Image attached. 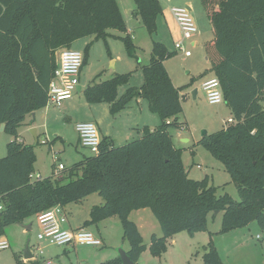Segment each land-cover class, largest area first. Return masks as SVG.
<instances>
[{"label":"trees","instance_id":"16d2710c","mask_svg":"<svg viewBox=\"0 0 264 264\" xmlns=\"http://www.w3.org/2000/svg\"><path fill=\"white\" fill-rule=\"evenodd\" d=\"M134 1L135 18L155 35L162 14L159 0ZM201 3L214 34L205 46L207 59L236 123L203 136L199 144L223 164L240 201L228 194L217 196L208 178L191 179L181 151L173 145L169 129L180 126L183 107L180 90L165 67L175 53L161 42H154L150 63L142 69V87H131L119 97V85L130 77L124 75L84 91L88 104H108L113 116L134 98L144 99L161 124L154 130L143 128L140 139L122 147L104 138L97 156L74 164L60 178L32 182L35 147L20 142L18 130L27 115L46 108L59 54L77 40L105 38L109 30L125 33L127 27L117 0H0V128L4 125V132L15 137L7 145V156L0 158V234L10 225H24L57 206L80 204L94 194L104 203L92 208L84 228L118 217L133 264L147 250L138 226L130 220L135 211L150 210L160 225L162 236L154 235L149 247L158 258L174 236L207 232L208 216L215 212L222 214L217 234L254 222L264 230V0ZM126 43L134 53L132 40L127 38ZM203 262L224 264L212 241L204 247Z\"/></svg>","mask_w":264,"mask_h":264},{"label":"rangeland","instance_id":"374dc122","mask_svg":"<svg viewBox=\"0 0 264 264\" xmlns=\"http://www.w3.org/2000/svg\"><path fill=\"white\" fill-rule=\"evenodd\" d=\"M117 2L127 27L125 33L109 30L105 38L98 39L95 36H89L75 41L71 46L74 51L82 53L83 63L86 60L81 71L83 89L112 81L124 75H130V77L127 83L119 85V97L131 87H142L144 84L142 69L150 63L154 42L165 44L171 52L175 53V43L181 38L180 31H178L171 15V9L192 6L191 14L198 31H200V35L198 34L191 41V43L196 42L195 47H192L191 43L188 45L192 56L188 58L182 53H175L173 58L165 62V67L174 86L180 90L183 107L180 126L170 128L169 134L174 147L182 153L183 164L188 169L191 179L203 181L208 178L210 186L217 188V196L228 194L235 201H240L237 188L223 164L199 144L203 138V132L213 135L233 125L228 123L229 119H233L229 107L225 103L218 106L210 105L201 89L202 83L212 77L211 64L207 59L205 46L214 38L209 18L201 0H159L162 14L157 20V33L153 36L149 34L141 20L135 18L134 12L137 8L134 0H117ZM127 38L132 40L134 53H130L128 49ZM88 47L90 48L87 53ZM196 89L199 91L195 99L193 91ZM76 96L81 98L82 105H78L79 115L77 118H73L74 123L89 119V111L93 110L91 109L93 105L86 103L83 94ZM139 103L146 107L143 115L140 113ZM262 105L264 106V101ZM106 106L99 107V112L105 113ZM50 108L49 112L60 109ZM108 115L101 114L100 117L103 121L106 118V121L110 122V130L115 136L116 147H122L140 139L144 128L142 123L146 122L152 125L150 126L152 130L161 124L160 117L150 111L148 102L139 97L134 98L126 109L114 116L111 115L109 107ZM53 120L51 116H46V110L42 109L37 112L35 117L27 115L18 130V140L27 146L35 147L37 157L35 173H40L43 178L50 177L55 166L57 167L59 163H62L68 171L74 164L94 156L89 149L77 145L73 122L64 123L67 124L65 127L66 143L56 141L54 130L57 126H61V123H56ZM138 124L141 126L137 127ZM129 127H132L133 130L124 135L125 130ZM34 129L37 131L39 145H36V139L31 133ZM105 133L104 131V135H106ZM123 135L127 136L126 140H122ZM46 139L54 141L51 146L58 153L57 164L53 161L50 144H42ZM14 140L15 137L11 134L0 132L1 159L7 156V145ZM103 203V199L98 194H94L80 204H72L70 211L73 220L81 223L89 220L92 208ZM141 212L143 211H135L130 216V220L141 227L142 237L147 246V250L141 255L138 264H204V247L210 241V234H212L211 239L213 237V244L218 247L219 251H217L224 264H264V230L254 222L248 227L240 229L241 231L217 234L222 227V214L208 216L207 232L196 234L193 237L187 232L174 236L168 240L165 254L161 258L155 257L151 254L149 247L154 235L162 236L160 225L150 210L146 209L143 214ZM30 224L32 229L26 230L25 226ZM88 230L96 237H100L103 244L99 247L78 246L76 249H70L69 259L66 257L61 259L63 264H77L78 260L79 264H104L118 258L121 251L130 250V244L124 239L122 224L118 217L92 225ZM39 231L40 227L35 218L26 220L24 225L13 224L5 228L0 234V240H7L10 249L0 251V264H17V260L23 261L27 247L39 262L56 259L55 257L63 247L51 246L46 241H39ZM238 236H243L245 245L238 244ZM39 250H42L43 254H40Z\"/></svg>","mask_w":264,"mask_h":264},{"label":"built area","instance_id":"2783aa9c","mask_svg":"<svg viewBox=\"0 0 264 264\" xmlns=\"http://www.w3.org/2000/svg\"><path fill=\"white\" fill-rule=\"evenodd\" d=\"M171 15L176 22L180 31V40L175 43V53H182L185 57H191L192 51L188 49V45L195 38L199 31L195 20L191 14V10L187 8H172ZM195 47V43H191ZM83 68V55L79 51L73 49H65L61 51L58 59V67L54 72L53 78L49 84L48 99L45 109L50 107L60 108L65 101L73 99V96L78 90L80 83V75ZM202 91L206 95V99L210 105H221L225 103L222 91L221 82L217 77H211L205 80L201 85ZM264 98V90H263ZM229 124H235L234 119L228 120ZM76 131L79 135L80 144L83 148L89 149L94 156L100 153L102 138L96 124L92 122H83L76 125ZM46 139L42 142L43 145L49 144ZM53 161L58 163V153L51 149ZM65 170L63 164L59 163L55 166L53 173L54 178H59ZM32 182L43 180L40 175L33 174ZM3 210L0 204V212ZM67 221L66 214L60 206L49 210L37 218L40 231L38 234L39 241H46L51 246L66 247V246H85L99 247L102 245L100 238L93 233L85 230H63L62 224ZM10 249V244L7 240H0V251ZM43 254L42 250H39ZM43 264H60L54 260L44 261Z\"/></svg>","mask_w":264,"mask_h":264},{"label":"crops","instance_id":"0c3cea01","mask_svg":"<svg viewBox=\"0 0 264 264\" xmlns=\"http://www.w3.org/2000/svg\"><path fill=\"white\" fill-rule=\"evenodd\" d=\"M173 8H187V9H189V10H191L192 11V6H186V7H173ZM175 24H176V22H175ZM176 27H177V25H176ZM177 29H178V27H177ZM179 31V30H178ZM199 35H200V31H199V33H198ZM195 44H196V42L195 41H193ZM83 69V68H82ZM212 77H213V74H212ZM211 78V77H210ZM78 88H80V91L79 90H77V94H79V95H81V94H83L84 95V91L86 90H84L83 89V87H82V79H81V75H80V83H79V87ZM197 90V93L195 94V99L197 98V95H198V89H196ZM194 92V91H193ZM75 93V95L73 96V99L70 101H65L63 104H62V106L60 107V109H58V110H53L52 112L50 111L49 112V110L51 109V108H48V109H45L46 110V116H51L54 120V122H56V123H61V126H57V128L54 130V137H55V140L56 141H61L63 144H65L66 143V132H65V127H66V125L67 124H64L65 122H73L72 123V126L74 125V128H75V133H76V143H77V145L78 146H80V147H82L81 146V144H80V139H79V135H78V133H77V131H76V125L77 124H79V123H83V122H92V123H94V124H96V126L98 127V129H99V133H100V136H101V138H102V140L104 139V138H110L112 141H113V143H114V145H115V142H116V140H115V136H114V134H113V132L110 130V122H108V121H106V118H105V121H103L102 119H101V114H104V115H108V110H109V107H110V105H108V104H105V103H103V104H96V105H93L92 106V108L91 109H93V110H90L89 111V119H87V120H82V121H79V122H77V123H74V120H73V118H77L78 117V115H79V110L77 109V108H79V106L80 105H82V102H81V98L80 97H77L76 94ZM84 100H85V96H84ZM86 101V100H85ZM87 103V102H86ZM79 105V106H78ZM103 105V106H102ZM104 105H107L106 106V108H105V113L104 112H99V107H104ZM139 106H141L140 107V113L143 115V114H145V109H146V107L142 104V103H139L138 104ZM109 106V107H108ZM85 107H87V106H85ZM52 108H54V107H52ZM97 109H98V112H97ZM107 109V110H106ZM94 111V112H93ZM107 111V112H106ZM35 114V116L37 115V112L36 113H34ZM32 116H33V114H32ZM109 116V115H108ZM145 116H147V115H145ZM110 117V116H109ZM142 125H144L143 127L145 128V127H149V128H151L150 126H152V125H149L148 123H146V122H144V123H142ZM141 125L140 124H138L137 125V127H140ZM157 127H158V125H157ZM130 130H133V128L132 127H129V128H127L126 130H125V133H124V135H127V133H128V131H130ZM154 130V129H153ZM104 131L106 132L105 134L106 135H104ZM123 135V139L122 140H126V137L127 136H124ZM122 138V137H121ZM48 140H50V139H48ZM184 141H186L187 142V140H184ZM50 143V146L51 145H53L54 144V141L53 142H51V141H49ZM124 142V141H123ZM51 149H52V146H51V148H50V151H51ZM62 164V163H61ZM65 167V166H64ZM54 170H55V168H54ZM36 171V170H35ZM64 171H66V167H65V170ZM63 171V172H64ZM63 172H62V175H63ZM53 173H54V171H53ZM53 173H52V175L50 176V177H48V178H51L52 176H53ZM36 174V173H35ZM36 175H40L41 177H42V175L40 174V173H38V174H36ZM43 178V177H42ZM43 179H46V178H43ZM70 206H72V205H69V206H67V207H64L63 208V211H64V213L66 214V217H67V221L65 222V223H63L62 224V228H63V230H73V231H78V230H85V231H88V232H90L89 230H88V228L89 227H86V228H84V224H85V222L87 221V220H85V221H83V223H81V222H75L74 220H73V216L71 215V211H70ZM140 211H143V212H141L142 214L143 213H145L146 212V209L145 210H140ZM139 212V211H138ZM133 214V213H132ZM220 215V214H219ZM37 221V220H36ZM137 226H138V228H139V231H140V233H141V227L137 224V223H135ZM237 231H241V230H237ZM235 232V231H234ZM92 233V232H91ZM141 235H142V233H141ZM211 235L212 234H210V241H212L213 242V237H212V239H211ZM243 237V236H242ZM242 237H239L238 236V238H237V240H238V244H244V239L242 238ZM98 238H100V237H98ZM101 239V238H100ZM101 241H102V239H101ZM209 241V242H210ZM214 243L216 244V242L214 241ZM102 244H103V242H102ZM245 245V244H244ZM78 246H69V247H63L62 249H61V252L60 253H58L57 254V256L55 257L56 259H54V261H57V262H59L60 264H63L62 262H61V259L62 258H64V257H66V258H68L69 259V256H68V253H69V250L70 249H76ZM80 247H85V246H80ZM216 249L219 251V249H218V247H216ZM128 252V251H127ZM37 259H34V260H30V261H26V260H23V262L24 263H26V264H29V262H34V261H36ZM44 262V261H43ZM43 262H41V264H43ZM77 264H79V260L77 261Z\"/></svg>","mask_w":264,"mask_h":264},{"label":"water","instance_id":"95a60500","mask_svg":"<svg viewBox=\"0 0 264 264\" xmlns=\"http://www.w3.org/2000/svg\"><path fill=\"white\" fill-rule=\"evenodd\" d=\"M78 90L80 91V88H78ZM197 93V90H194L193 92V96L195 98V94ZM33 117H35V114H33ZM5 129V126L2 125L0 128V132H3ZM31 133L33 134V136L36 139V144L38 142V138H37V131L34 129L31 131ZM207 135V132H203V136ZM262 160L264 161V156L262 157ZM219 213L215 212V215L217 216ZM26 230H31L32 229V225H28L25 226ZM122 260V264H133V262L131 261V259L129 258L127 252L121 251L120 252V256H119ZM35 256L32 254L31 250L29 247H27V250L24 252V260L26 261H30V260H34Z\"/></svg>","mask_w":264,"mask_h":264}]
</instances>
